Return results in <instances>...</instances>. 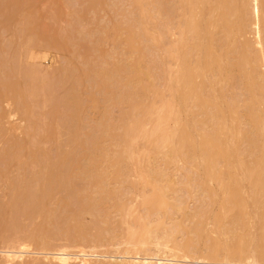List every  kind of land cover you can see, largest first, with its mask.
<instances>
[{
    "label": "bare ground",
    "instance_id": "1",
    "mask_svg": "<svg viewBox=\"0 0 264 264\" xmlns=\"http://www.w3.org/2000/svg\"><path fill=\"white\" fill-rule=\"evenodd\" d=\"M6 1L1 0L0 12H4L9 3L17 2L18 0H9L10 2ZM95 2L96 1H94V4ZM128 4H131V7H128L130 10H126L127 8H125L126 12H128L127 14H125V17L127 16V18L129 19L127 21L121 20V23L124 22V24L126 25L125 28L122 26H118L116 28L113 27L115 28L114 35L116 36V41L121 42V45L125 42V44L123 45L126 46V51L124 52V48L123 53L121 51L120 52L122 54H126V58H128V61H126V58L118 60V63L113 65L112 68L106 69L105 66L103 68V66L101 65L102 68H98L99 70L93 69L96 77L92 74L93 72H89L92 74V77L94 76V78H97L98 87L105 89H103L105 95L106 93L109 94L106 95L109 96V98L107 97V101L109 102V104H113L114 106L116 102L118 104L126 101L127 103H129L130 108L128 110L122 109V111H124L121 113L117 122L109 116L111 114H108V112H104V121L103 119L101 120L104 122L102 123L103 126L99 124L101 128L98 127L101 130H99V133L97 132L98 130H95L98 134H96L95 138L93 135H91L93 137V141H88L89 143H91V145H93L90 146V148L92 149H90L91 152H89V154L87 155L88 157H83V159H88H84L85 162H82L80 155H76L78 154L76 152L77 145L79 143H83V140L81 138L83 135L81 134V136L78 132L80 131L81 127L77 126V122L80 121L79 117H82L80 116L82 112V99L80 95L82 93H78V91L80 90H78L79 88L77 87L78 85L80 86L82 84V81L80 82V80H82L83 77L81 76V79L76 78L74 74H76L77 76L80 74H77L75 70L71 68L73 70L72 73L69 64H66L62 67L63 70L59 68V70H62L59 71L62 72L60 76L62 79L58 76V70L57 73L56 71H53L54 73L51 72L53 74H49L51 77L50 79H44V77H49V71H45L46 73L42 71L38 66L39 64H37V66L36 63L30 64V62H28L27 64H20V61L18 64L15 59L14 60L16 62V65L15 63L14 65L16 66V69H18V72H22L23 77L25 76V83H17L18 79L16 80L15 78L17 77L15 76V82H13V80L10 78V74L12 73L10 72V74H8L9 72L7 73V71H4L5 78L0 81H4L6 85L4 84L3 90L0 87V97L2 92L7 90V88L5 90L6 86L8 87V89L10 88L9 91H16L19 88L17 86H21V91H23V94H27V99L11 100H14L13 102L17 100L18 102L21 101L23 103H21L22 106L24 105V109L22 111H24L25 113H22L26 116L28 115V125L31 126L30 128L28 126V130L30 131L32 128H34L33 130L35 132L31 130L30 133H37L34 135L36 136V139L35 137H30V139L27 138L30 140H28L29 143L31 142V139L34 138V142L32 139L30 145H25L26 143H20L19 141L18 142L20 144H16L18 142L12 139L13 141H15V143L12 144L17 145V147L15 148L16 150L13 153L9 152L10 150L7 149V147H5L7 150H2V152L4 153L1 155H4V157L6 158L4 159L3 157V161L6 160L5 164L7 163L8 159L11 162H14V164L15 162L17 163V165L21 164V167L24 166V164H26V168L28 166L31 167L29 176L22 177L21 174L20 177L18 175L17 178L15 177V179L13 180H8H11L9 184L11 188H13L11 189V192L13 191L12 194L15 193L13 195L15 198L12 196L13 202H11V209L9 210V212L12 211V214L8 213V219H5V230H11L13 226V228H15L16 222H18V220H20L22 216H26V218L31 216L33 218V215L35 216L38 213L39 216L42 215L41 217H43L46 214V200H50V195H52V193L48 194L49 192L53 191L54 193L62 188L63 190H65L67 187L68 190L69 187H71L74 191L73 187L77 186L76 182L78 181V178L79 180L81 178V181H86V185L84 186L91 185L88 186V189L89 187H92V189L94 187L96 190L102 187L100 191H105L107 189L106 184H108V182H110L111 180L114 181L113 183L121 182L123 184L124 182H128V176L133 166V168H135L136 172L138 173V177H140L139 182H141L144 186H152V189L150 190L148 195H146L147 193H144L141 198V205H144V207H146L147 209V217L145 218V220H148V223L146 221H143V218L142 223L140 224L144 229L142 228L141 230L140 228L142 226L138 227L136 225L141 222V219L138 220V218H136V224L133 222V220V224H131L129 222V219L127 222L126 217L129 215L130 217H132L134 215L136 206H134L133 210L131 209L133 205H123L124 203L122 200L125 199L121 200L120 198L121 201L116 200L118 203H120L118 204L115 201L116 198L111 196V199H109V201H111L112 203L113 201H115L113 205L111 203V206L116 205V210L121 213H118L119 215H121L119 221V225L121 227L120 229H123V225H126V227L122 231V234L118 233L116 235V233H112L108 234L110 236L109 237L107 234H101V230H99L100 232H98V234L93 235L89 238L87 237L89 235L82 236L81 234L84 232L81 231L82 233H80L79 236L75 234L77 237L75 236L74 238V235L72 236L68 233L71 239L70 245L68 246L78 247L87 245L88 247L91 246V248L92 246H97L102 249V247L106 246V244L110 247L116 246V248L118 245L119 248H117V252L116 250L114 251L115 254H107V252L105 254L90 253L85 250H80L79 252L75 253L70 250L71 247H67V249L65 247L67 245H65L64 248L62 245V248L60 247L61 249L55 251L54 253L49 252L47 254L45 252L46 255L43 256L44 259H48V261H55L56 264H177L171 263L170 261H172V259H191L197 261L215 260V262H223L220 264H228L229 262H245L250 260L263 262L264 0H129ZM151 4L155 6L154 10L156 17L154 16L155 14L153 15L149 10ZM13 5L11 4V6H9L11 8L7 7L8 10L10 9L9 11L13 9ZM15 5H17V3H15ZM93 6V8H98L95 7L96 5ZM6 12L5 14H0L6 16L8 14ZM12 13H14V10ZM122 15L124 18V14ZM6 20H8V18ZM25 20H23V24H21L23 25L21 31H24V29L27 28L24 27V23H27L26 25L33 23V21L31 23H28L29 18L28 21ZM7 23L10 24V22L8 21ZM121 23L119 22V24ZM149 24H151V27H148ZM115 25L117 26L118 24ZM115 25L113 24V26ZM122 29H124L125 31L123 32ZM30 37L32 38V36ZM32 39L29 41H32ZM121 40L124 41L122 42ZM50 42L53 43L52 41ZM22 48L23 46L21 47V52L23 50ZM160 50H162L163 57H159L158 55V51ZM77 51L75 49V52ZM6 52L7 53H5V57L1 58V65L3 63L5 64H3L4 66L2 65L3 67L8 66V64H13L12 60L14 56V58L18 60V51L17 55L13 54L14 56L11 57V61L10 57L8 59V55H12V53L8 51ZM30 53L28 54L29 58H40V55L38 56L35 53ZM146 56L153 57L151 59L152 65H148L147 63L143 64V60ZM4 58L8 61H6L8 63L7 65L6 62H3L2 60ZM122 60L123 62H126L123 63ZM88 63H86V66H88ZM14 65H12L13 69L15 67ZM84 68L86 69V67ZM8 69L9 66L6 70ZM84 72H86V75L89 74L87 70H83L81 72L83 73V76H85ZM17 74L18 73L16 72V76ZM40 75H42L41 79L39 78ZM56 75L58 76L57 78H59V80L55 83V80L57 79ZM89 76L90 75L86 76L85 78H89ZM71 78L74 81L70 82ZM52 79H54L53 83ZM88 80H90V78ZM159 80H163L164 92H169V96L164 94L163 91V94L162 92H160V94L158 93V96L160 97L159 104H156L154 100L147 102L137 100L135 92L130 90V88L134 89L136 87H139V85H141V88L144 89V81H148L151 87H156V81ZM66 81L69 83L70 87L72 85V91H69V89V92H67L66 90L67 94L66 92L63 94V100L60 99L61 104L62 102L63 104L59 105L61 107V109L59 107V112L60 110H63V114L65 115V117H61L63 114L60 115L59 117L63 118V120L61 119V121L58 120L55 115V119H57L55 121H60L61 123H63L62 125L59 123L61 127L63 125H65V127L67 125L69 126V128L73 127L74 130H71L70 132L74 131V134L73 132L72 134H70V137H72V135L73 137L71 138V141H69L70 144H65L64 147L66 149L63 148V150L60 152L61 155L60 153H56L58 154V156L60 155L59 157L57 156V159H60V161H57V159L54 160V158L50 160L52 156L49 157L50 155L48 153V150H45V147L42 148L41 146L43 142L47 140L39 138L40 133H42L41 137H43L46 134L43 133V131L47 132L50 128L47 131L44 129L45 120L44 122H42V119L41 122L44 124L43 126V124L40 122L42 128L44 127L42 129L39 125L41 117L40 113L39 111V114L34 112L36 110V106L41 107L44 102L46 103V106L49 107V105H47V101L49 99V104H52L51 99H53L54 97V91L56 89L55 87L57 85L58 87L59 85L60 87L62 86V88L66 87L64 86L67 83ZM51 83L53 85L55 84L54 87H52L54 89H50V87L52 86ZM1 84L0 86L3 87V85ZM91 84H93V79ZM230 86H233L234 90L239 87L240 92H233L231 93V95L227 94V92H229V89H231ZM18 90L17 91L20 92V89ZM9 91L7 90V92ZM7 92L5 94L9 96ZM43 92L44 95H42ZM47 92H49V94ZM14 93L16 94L17 92ZM5 94L3 93L2 96ZM14 95H12L11 98L14 97ZM49 95H51V98L49 97ZM92 95L93 93L90 96L91 100H93L94 102L99 101V99H97L95 95ZM16 96H18V94ZM41 97L42 99H44L42 100ZM17 98L19 99V96ZM145 98L146 94L141 96L140 99ZM17 101L16 103L18 104ZM57 101L59 102V100ZM21 104L19 106H21ZM94 104L95 103H93V105ZM108 106H106L108 110L113 107L112 105L109 106L110 108ZM63 111H61L60 113H62ZM46 114L49 115V113ZM35 117L37 119L39 117L37 123L35 122ZM58 122H56V124H58ZM37 126L40 128H38ZM67 128L68 127H66V129ZM35 129H38V132ZM58 130L55 129V131ZM29 131L26 132L27 137H29ZM53 131L51 130V132ZM56 134H59V131L58 133H55L54 136ZM49 135L50 132H48V136H45L49 137V139L54 138L53 135V137ZM88 135H90V133ZM37 138L43 140V142H41ZM106 140L110 141V146L103 144ZM22 141H24V139ZM38 141H40V144ZM9 146L13 147V145ZM12 150H14V148H11V151ZM24 152L25 156L24 154H22ZM9 153L11 154V156H9ZM50 154L52 155L51 151ZM1 155L0 157H2ZM152 155L154 157H152ZM156 156H160V164H157L156 161H154ZM27 158L29 159V161ZM78 158H80L81 161H79ZM146 160L148 161V163H146ZM1 161L2 158L0 159V162ZM22 161H24L25 163ZM144 161L146 165L148 164L146 169L148 170L149 168V171H142V166L143 168L145 167ZM154 162L156 164H154ZM178 162L182 163L181 166L178 165V170H187L185 172V175L181 174V176H183L181 180H175L176 182H178L177 185L180 183L182 187L180 184L179 186L181 188L185 187V190L188 191L186 192L189 194L190 192L192 194V186L195 185L196 187H193L195 188L194 193L198 198L197 200L201 201V206L199 204V206H196L198 207V209L200 207V209L198 210L196 208V210L193 211L194 213L192 212V215L190 213V216L193 217L186 218L187 213H184V215L186 214L184 218H186L187 220L193 218L192 220L195 221H193L195 225H190V227L186 228L188 232L187 235L184 236L187 237L183 236L184 238L182 240H180L181 237H177V234L183 230L184 231L182 233L186 232L184 228L185 225L183 223L182 225L181 223L179 224V221H175L174 224V222L172 221L170 223V226H173L168 227L169 224H167V222L164 220L165 217H162V222L159 221L162 216L159 214H162L164 211L162 213L161 211L165 208L167 209V207H170L173 210H170L169 208L166 211L165 209L166 213L170 211L173 212L174 210H185V208H183V206H185V204L183 205V201L185 200L182 201V197H179V199L177 200L175 196L174 198L176 200H174L173 202L172 200H170L169 202V199H171L169 197L171 196H167L169 194V191H172L174 188V186H171V188H173L169 189V186L172 185L170 184V180L174 182V179L171 178L168 170L172 164H178ZM53 163L58 164V168L56 167L57 170L55 171H53L51 166L55 165ZM2 164L4 163L2 162ZM82 164L87 165L82 166ZM20 166L18 168H20ZM105 166H107V169L105 168ZM25 167H22L20 169L22 170ZM35 167H38V170H35ZM143 172H145V174ZM162 181H166L168 183H161ZM104 183L106 186H103ZM132 184L135 186V183ZM129 185H131V180ZM177 185L175 184L176 187ZM115 186L111 189V192L117 189V187L115 188ZM134 186H132V188ZM179 189L180 188H176L175 190L182 192V189ZM78 190L80 191V189ZM83 191H85V189ZM100 191L97 190L96 192L99 193ZM177 191L175 192L178 193ZM111 192L109 193V190L107 189L105 193L111 194ZM76 193H78V191ZM112 193L114 194V192ZM46 194H48L49 199ZM44 198L46 200H43ZM41 199L45 202L44 207L43 203H41ZM39 203L43 208H41V206H39V209L37 208ZM88 203H90V201ZM94 204L95 207L93 204V206L91 207H94V209L97 208L95 210L97 211L96 214H98V212L100 211L98 207L99 204ZM101 204L102 206H104L103 203ZM86 205H88L89 207L91 203H86L84 207ZM77 206L81 208L82 205ZM111 206L109 205L105 207L108 208ZM79 207L76 208V211L74 210L75 212L72 209V212L74 213L69 212V216H71L72 219H77V222L78 218L74 216H77L78 209L79 217L82 215ZM88 207L86 206L85 208L88 209ZM215 208H217V211L214 212ZM42 209L44 210V212ZM81 209L84 211L86 210L84 208ZM109 209L108 213L110 212L112 207L110 210ZM3 210L5 211L2 212V209L0 207V219L3 218L2 216L7 215L6 209ZM88 210L87 212H89ZM105 210H102L103 212L101 213H104ZM131 210L134 211L133 214L131 213L133 212ZM42 212L44 215L42 214ZM47 212L51 214L50 211ZM220 213L222 215H220ZM71 214L75 215L73 216ZM149 214L151 216L152 214H155L156 217L160 216V218L158 217L159 219L157 218V220L155 218L153 219L156 223L158 221L157 224H153V220L151 221V219H147L150 216ZM168 214L170 215L171 213ZM10 215H13L12 217H10L11 219L9 218ZM104 215H106V213ZM108 216L110 217V214L107 215V217ZM49 217L50 215L47 217V219ZM136 219L134 221H136ZM6 220H8L9 223L11 221V223L14 224L7 225L9 223ZM107 220L108 218L104 219L105 222ZM149 220L151 221V223ZM47 221L48 220H46V222ZM209 221L213 223V232L217 234V237H211V231L208 232L206 230L205 226ZM107 223H109V221H107ZM164 223L166 224V226ZM149 224H153L154 227L151 225V228H148L150 227ZM144 225L148 227L145 228ZM38 227L39 225L37 226V228ZM41 228H43V226H41ZM35 230L37 231V229ZM38 230L40 229L38 228ZM105 231H110L111 233L110 228ZM18 232L14 233V235L7 234L8 236H4V239L0 237L1 243L6 242L8 244L7 245L5 243L7 245L6 248L8 249L7 251V249L5 248L6 254H4L3 256L0 255V264H25V253H29L31 251L30 246L33 244H37L38 246H40V248L42 247L45 249L53 246V243L51 242L54 241V237L48 236L46 231V235H42L40 231L38 235H31L28 234V231H23L24 233L27 232V234L25 235H31L29 237L20 236L24 233L22 231V234H20L21 232ZM68 235L66 238L69 240ZM105 235H107L108 237ZM118 235H120L119 238L121 237V239L117 240ZM203 236L207 238L205 239ZM49 237L52 239L51 242V239ZM202 239L204 240V245L205 242H207L205 247L203 246L204 248L200 246V242ZM3 246L5 247L4 244ZM121 246L125 248L122 252L121 250L123 248ZM112 252L113 251H111V253ZM130 254H133V256L129 257ZM52 261L51 264H54V262ZM31 264L40 263L39 260H37V262L34 261V263Z\"/></svg>",
    "mask_w": 264,
    "mask_h": 264
},
{
    "label": "rangeland",
    "instance_id": "2",
    "mask_svg": "<svg viewBox=\"0 0 264 264\" xmlns=\"http://www.w3.org/2000/svg\"><path fill=\"white\" fill-rule=\"evenodd\" d=\"M6 1V0H5ZM7 1H9V0H7ZM6 1V2H7ZM10 1H12V0H10ZM9 1V2H10ZM14 1V0H13ZM16 1V0H15ZM94 1H96L95 2V4H94ZM128 1L129 0H127V1H125V0H18L17 2H13V3H9L8 4V6L7 7H9V6H11V4L13 5L12 6V8L13 9H11V11H9L8 10V8H7V10H6V8H5V11L4 12H0V13H4L5 14V12L6 11H9L10 12V16H9V12H6V13H8L6 16L4 15H2V14H0V80H2L3 78H5V75H4V71L6 72L7 71V73L8 74H10V72L13 74V71H14V74L12 75V74H10V78L13 80V82H15V79L17 80L18 79V82L17 83H25V80H24V78H25V76L23 77V73L22 72H18V69H16V62H15V60L17 61V63L19 64V61H20V64H27L28 62H30V64L31 63H36V66H37V64H39L38 66L41 68V70L42 71H49L48 72V76L49 77H44V79L45 78H48V79H50L51 77H50V73L51 72H55L56 71V73H57V70H58V72L59 71H62L63 69H62V67L64 66V65H66V64H69V66H70V69L72 68V69H74L75 70V72L77 73V74H80V75H76V74H74L75 76H76V78H80L81 79V76L83 77L82 78V80H80V82L82 83L80 86L78 85V87L77 88H79L78 90H80V91H78V93L80 92V96H81V101H82V106H81V108H82V112H81V115L80 116H82L81 118L79 117V120L80 121H78L77 123H78V125L77 126H80V127H78V128H80V131H78L79 133H80V135L82 136L81 138H82V140H83V143H79L80 144V146H79V144L77 145V149H76V152L78 153V154H76L77 156H81L80 158L82 159V162H85V160H88V159H85V158H87L88 156V154H89V152H91V150L90 149H92V148H90V146H92L91 145V143H89L88 141H93L92 140V136L91 135H93L94 136V138L96 137V134H98L99 133V130H101V129H99V128H101V126H103L102 125V123H104L103 121H104V118L103 117H105L104 116V114L105 113H107L108 112V114H111V115H109L114 121H118V119H119V117H120V115H121V113L124 111H122V109H125V110H128L129 108H130V106H129V103H127L126 101H123V102H121V103H118L117 104V102L115 103V105L113 106V104H109V102L107 101L108 99H107V97L109 98V96H106L108 93H106V95H105V93H104V90L102 89V88H99L98 87V85H97V83H98V81H97V78H94V76H95V74H94V70L93 69H97V70H99L100 68H102V66H103V68H104V66H105V69L106 68H112L113 67V65H115V64H117L118 63V60H121V59H125L127 56H126V54L124 53V54H122L123 53V50H124V48H125V50H124V52L126 51V46L125 45H123V44H125V42L124 43H122V45H121V42H117L116 41V36L114 35L115 34V28L116 27H124L125 28V24H124V22H122L121 23V20H125V21H127L129 18H127V16L125 17V14H127L128 12H126V10H130L128 7H131V4H128ZM0 3H1V0H0ZM15 3H17V5H15ZM97 3V4H96ZM99 4V5H98ZM93 5H96L95 7H98V8H93L94 6ZM130 5V6H129ZM170 5V4H169ZM15 6H16V8H15ZM155 6L154 5H152L151 4V6H150V8H149V10L152 12V14L154 15L155 14V8H154ZM9 8H11V7H9ZM125 8H127L126 10H125ZM97 9V10H96ZM13 10H14V13H12L13 12ZM132 10V9H131ZM126 12V13H125ZM129 12H131V11H129ZM12 13V14H11ZM122 14H124V18H123V15ZM12 15V16H11ZM11 17V18H9V17ZM155 17H156V14L154 15ZM25 17H27V18H25ZM34 17V18H33ZM8 18V20H6ZM28 21V18H29V21H28V23H31L32 21H33V23H31V24H28L29 25V28H30V30H29V28H28V25H26L27 23H24V27H27V28H25L24 29V31H21L22 29L21 28H23V25H21V24H23L22 22H23V20H25V19ZM9 19H11V20H9ZM32 19V20H31ZM4 20V21H3ZM25 20V21H26ZM2 21V22H1ZM7 21L8 22H10V24L9 23H7ZM119 22L121 23V24H119ZM7 23V24H6ZM113 24L115 25V24H118L117 26L115 25V26H113ZM31 25V26H30ZM5 26V27H4ZM16 27V28H15ZM113 27H115V28H113ZM148 27H151V24H149L148 25ZM112 29H113V31H112ZM127 29V28H126ZM18 30V31H17ZM123 30V32L125 31L124 29H122ZM14 32V33H13ZM19 32V33H18ZM24 32V33H23ZM32 32V33H31ZM68 32V33H67ZM22 33V34H21ZM53 35V36H52ZM71 35V36H70ZM113 35V36H112ZM12 36V37H11ZM30 36H32V38L30 37ZM18 37V38H17ZM115 37V38H114ZM32 39V41H29V40H31ZM53 38V39H52ZM36 40V41H35ZM115 40V41H114ZM12 43H11V42ZM50 41H52L53 43H51ZM72 41V42H71ZM122 42L124 41V40H121ZM74 42V43H73ZM20 44V45H19ZM25 44V45H24ZM78 44V45H77ZM11 45V46H10ZM18 45V46H17ZM56 45V46H55ZM60 45V46H59ZM76 45H77V47H76ZM23 46V50H22V52H21V47ZM25 46V47H24ZM27 46V47H26ZM81 46V47H80ZM121 46V47H120ZM123 46V47H122ZM125 46V47H124ZM29 47V48H28ZM31 47V48H30ZM75 49H76V51L77 52H75ZM36 50V51H35ZM73 50V51H72ZM101 50V51H100ZM5 51V52H4ZM6 51H8V52H10V53H12V55L11 54H9L8 55V59H9V57H10V61H11V57L12 56H14L13 54H16L17 55V51H18V55H17V58H18V60L16 59V58H14L13 57V64H8L7 62V60L4 58V59H2L3 60V62H6V65L8 64V66H9V69H10V71H9V69L8 70H6L7 68H8V66H5V67H3L2 65H1V58H3V57H5V53H7ZM20 51V52H19ZM122 53H121V52ZM26 52V53H25ZM30 52H32V53H35L36 55H40V58L38 57L37 59L35 58V59H33V58H29L28 57V54L30 53ZM101 52V53H100ZM25 53V54H24ZM80 53H81V55H80ZM157 53V52H156ZM31 54V53H30ZM4 55V56H3ZM11 55V56H10ZM21 55H22V57H21ZM43 55V56H42ZM113 55V56H112ZM158 55H159V57L161 56V57H163V53H162V50H160V51H158ZM7 57V56H6ZM96 57V58H95ZM124 57V58H123ZM21 58V59H20ZM147 58V59H146ZM153 57L152 56H146L145 58H144V60H143V64L144 63H147L148 65H152V63H151V59H152ZM15 59V60H14ZM32 59V60H31ZM127 60L126 61H128V58H126ZM5 60V61H4ZM28 60V61H27ZM9 61V62H10ZM91 64H89L88 62ZM126 61H124L123 62V60H122V62L123 63H125ZM72 62V63H71ZM95 62V63H94ZM121 62V61H120ZM11 63V62H10ZM14 63H15V65H14ZM86 63H88V66H86ZM94 63V64H93ZM94 66H93V65ZM12 65H14L15 67H14V69H16V70H14L13 68H12ZM35 65V64H34ZM76 65V66H75ZM102 65V66H101ZM68 66V65H67ZM91 66V67H90ZM98 66V67H97ZM84 67H86V69L84 68ZM89 68V70H88V68ZM92 67H95V68H92ZM6 68V69H5ZM11 68H12V70H11ZM59 68H61L62 70H59ZM66 68V67H65ZM99 68V69H98ZM70 69H68V70H70ZM71 69V72L73 73V70ZM79 69V70H78ZM86 71L87 70V72L89 73L88 75H90L89 76V78H90V80H88L89 78L87 77V78H85L86 76H88V75H86V72H84L85 74V76H83V73H81L82 71ZM93 70V71H92ZM18 73L17 74V76H16V72ZM89 71H91V73L94 75L93 77H92V74L89 72ZM45 72V73H46ZM53 72V73H54ZM53 73H51V74H53ZM61 73L62 72H59L57 75L60 77L61 76ZM13 77H12V76ZM18 75H19V77H18ZM56 75V78L58 77ZM70 75H71V73H70ZM73 75V76H74ZM4 76V77H3ZM17 77V78H15V77ZM70 77H72V76H70ZM96 77V76H95ZM15 78V79H14ZM40 79L42 78V75H40V77H39ZM53 78V77H52ZM61 78V77H60ZM93 79V84H91L92 83V79ZM7 79V78H6ZM22 79V80H21ZM62 79V78H61ZM72 79V78H71ZM70 79V82L71 81H74L73 79H74V77H73V79L71 80ZM5 80V79H4ZM20 80V81H19ZM47 80V79H46ZM53 80L54 79H52V83H53ZM59 80V78H57L56 80H55V83L57 82ZM145 80V79H144ZM6 81V80H5ZM49 81H51V80H49ZM75 81H76V79H75ZM90 81V82H89ZM97 81V82H96ZM1 82V81H0ZM60 82H61V80H60ZM67 82V81H66ZM1 83H3V84H1ZM0 84L1 85H3V87L2 86H0L1 87V89L3 90V88H4V81H2ZM51 83V87H50V89H54V88H52V87H54V85ZM74 83V82H73ZM94 83H96V84H94ZM144 89L143 88H141L142 86L141 85H139V87H136V88H134V89H132V88H130V90H132V91H134L135 92V96H136V99L137 100H142V101H151V100H154L155 102H156V104H159V102H160V97L158 96L159 94H160V92H164V84H163V80H159V81H156V87H151L150 86V84L148 83V81L146 82V81H144ZM61 84H62V82H61ZM6 85V84H5ZM64 85V84H63ZM237 85V84H236ZM64 86H66V87H64V88H62V86L60 87V85H59V87H58V85L55 87L56 89H55V93H56V95H55V93H54V97H53V95H52V97H53V99H51L52 101H51V103L52 104H49V99H48V101H47V105H49V107H47L46 106V103H45V106H44V103H43V105L41 106V107H38V106H36V110H35V112L34 113H37V114H39L40 113V121H39V125H40V122H41V120L43 119V121L42 122H44V120H45V122H44V124H45V130L47 131L49 128V130L47 131V132H44L43 130V133H46L45 135L46 136H48V132H50V135H51V137H53L54 136V134L55 133H58V131H59V134H56L55 136H54V138H50L49 139V137H46L45 135L43 136V137H41V135H42V133H40V130H39V135H40V139H43V140H47V141H44L43 142V140H40L39 138H37L38 140H40L41 142H43V144L41 145L42 146V148H44L45 147V150L47 149L48 150V153H49V157H51L52 156V158H50V160L51 159H53L54 158V160H56L60 155H61V151L63 150V148H65L64 146H65V144L66 145H68V144H70V142L69 141H71V138L73 137V135H72V137H70V134H72V132H73V134H74V131H72V132H70L71 130H74L73 129V127L72 128H69V126H67L66 125V127H68L67 129H66V127H65V125H63L64 126V128H63V126L61 127L60 126V124L62 125L63 123H61L60 121L58 122V121H55V120H63V118L65 117V115L63 114L64 113V111L63 110H60V112L61 111H63L62 113H60L59 112V105H62L63 104V102H62V104H61V100H63L62 98L64 97L63 96V94L66 92V90H67V92H69V91H72L71 90V87H72V85H71V87L69 86V83L67 82L66 83V85H64ZM17 87H19L18 89H20V92H18L17 90L16 91H9L10 90V88L8 89V87L6 86L5 87V90H6V88H7V90L10 92H7V90L6 91H3L2 92V94L4 93H8L9 94V96L8 95H3L2 96V94H1V97H0V155L1 154H3L4 152H2V150L3 149H5V150H7V149H9L10 151L9 152H11V153H13L16 149V147H17V145L16 144H20V143H23L24 142V144L25 145H30L31 144V142H32V139H33V142H34V138H32L31 139V142L29 143V139H30V137H35V139H36V136H34L35 134H37V133H30V131L32 130L33 132H35L33 129L34 128H32L30 131L28 130V126H29V128L31 127L30 125H28L29 123V121H27L28 119H27V117H28V115L26 116V115H24L23 113H25L24 111H22L24 108H23V106H22V102L21 101H19L20 102V104H21V106H19L20 104H19V102L17 101V100H25V99H27V94L25 95V94H23V91H21V86H17ZM47 87V86H46ZM117 87V86H116ZM118 87H119V85H118ZM117 87V88H118ZM236 87V86H235ZM49 88V87H48ZM230 88L233 90H231V89H229V92H227V94H230L231 95V93H233V92H236V93H238V92H240V88L239 87H237L236 88V90H234L233 89V86H230ZM70 89V90H69ZM139 89V90H138ZM49 90V89H48ZM69 90V91H68ZM91 90V91H90ZM51 91H53V90H51ZM1 92V91H0ZM14 92H17L16 94L14 93ZM45 92V91H44ZM44 92H43V94L42 95H44ZM50 92V91H49ZM49 92H47L48 94H49ZM67 92H66V94H67ZM163 92H162V94H163ZM19 93H20V95H19ZM25 93V92H24ZM42 93V92H41ZM93 93V95H95L96 97H97V99H99V101H97V102H94L93 100H91V98H90V96H91V94ZM155 93V94H154ZM159 93V94H158ZM15 94V95H14ZM18 94V96H19V99L17 98L18 96H16ZM65 94V95H66ZM144 94H146V98L145 99H140L141 98V96H143ZM164 94H166L167 96H169V92H164ZM12 95H14V97H12L11 98V96ZM92 95V96H93ZM109 95V94H108ZM141 95V96H140ZM16 96V97H15ZM24 96H26V97H24ZM164 96V95H163ZM22 99H21V98ZM49 97L51 98V95H49ZM106 97V98H105ZM148 97V98H147ZM57 98V99H56ZM11 99H17L16 101L18 102V104L16 103V101L15 102H13L14 100H11ZM41 99H42V97H41ZM40 99V100H41ZM44 99V98H43ZM42 99V100H43ZM56 99V100H55ZM61 99V100H60ZM106 99V100H105ZM149 99V100H148ZM157 101H156V100ZM39 100V101H40ZM41 100V101H42ZM57 100H59V102H60V104H59V102L57 101ZM40 101V102H41ZM106 101V102H105ZM93 103H95L94 105H93ZM124 103H126V104H124ZM38 104V103H37ZM40 104V103H39ZM56 104V105H55ZM58 104V105H57ZM110 106V105H112L113 107H109L108 105ZM55 105V106H54ZM43 106H44V108H43ZM58 106V107H57ZM106 106H108L109 108H110V110H108V108H106ZM22 109H21V108ZM38 107V108H37ZM54 107H56V108H54ZM63 107V106H62ZM105 109H104V108ZM35 109V108H34ZM33 109V110H34ZM60 109H61V107H60ZM32 110V111H33ZM54 110V111H53ZM104 110H107V111H104ZM26 111V110H25ZM38 111H39V113H38ZM48 111V112H47ZM50 111V112H49ZM52 111H53V113H52ZM110 111V112H109ZM23 112V113H22ZM103 112V113H102ZM105 112V113H104ZM42 113V114H41ZM46 113H49V115H51V116H49L48 114H46ZM60 113V114H59ZM27 114V113H26ZM63 114V115H62ZM103 114V115H102ZM46 117H45V116ZM54 115V116H53ZM55 115H56V118L57 119H55ZM60 115H62L61 117H63V118H61V117H59ZM37 116V115H36ZM48 116V117H47ZM39 117H38V119H39ZM53 117V118H52ZM36 118V117H35ZM48 118V119H47ZM38 119L36 118L35 120V122L37 123L38 122ZM103 119V121H101ZM47 120V121H46ZM61 120V121H62ZM53 121H54V123H53ZM41 122V123H42ZM50 122V123H49ZM56 122H58V124H56ZM60 123V124H59ZM43 124V123H42ZM44 124H43V126H44ZM56 124V125H55ZM97 124V125H96ZM99 124L101 125V126H99ZM38 125V126H39ZM46 125H50L49 127L48 126H46ZM56 127H55V126ZM58 125H59V128H58ZM69 125V124H68ZM37 126V127H38ZM41 126V125H40ZM71 127V126H70ZM96 127H97V129H96ZM99 127V128H98ZM38 128H40V127H38ZM41 128H42V126H41ZM42 128V129H43ZM47 128V129H46ZM51 128H55L56 130H58V131H55V129H51ZM58 128V129H57ZM75 128V127H74ZM77 128V129H78ZM103 128V127H102ZM29 131V137H27L26 135V132H28L27 130ZM61 129V130H60ZM66 129V130H65ZM35 130H37V132H38V129H35ZM51 130L53 131V132H51ZM79 130V129H78ZM98 132H96V131ZM2 131V132H1ZM41 131V132H42ZM60 131H61V134H60ZM94 131V132H93ZM55 132V133H54ZM82 132V133H81ZM52 133H54V134H52ZM90 133V135H88ZM94 133H95V135H94ZM32 135V136H31ZM38 135V136H39ZM49 135V136H50ZM53 135V136H52ZM89 136V138H88V136ZM90 136H91V138H90ZM7 137V138H6ZM14 137V138H13ZM44 137H46V138H44ZM27 138H29V139H27ZM15 140L16 142H18V143H16L15 145L14 144H12V143H15V141H13V140ZM19 139V140H18ZM24 139V141H22ZM70 139V140H69ZM86 139V140H85ZM88 139V140H87ZM90 139V140H89ZM107 139H109V138H107ZM29 140V141H28ZM50 140V141H49ZM40 141H38L39 142V144H40ZM49 141V142H48ZM103 141V140H102ZM101 141V142H102ZM69 142V143H68ZM85 142H87V143H85ZM104 142V141H103ZM35 144V143H34ZM36 144H37V142H36ZM84 144V145H83ZM103 144H105V145H108V146H110V141H108V140H106L105 141V143H103ZM7 145V146H6ZM9 145H13V147H11V146H9ZM35 146V145H34ZM37 146V145H36ZM39 146V145H38ZM40 146V147H41ZM61 146H62V148H61ZM5 147H7V149L5 148ZM14 148V150H12L11 151V148ZM60 148V149H59ZM89 148V149H88ZM66 149V148H65ZM4 150V151H5ZM50 151H51V153H52V155L50 154ZM56 153H60V155L58 156V154H56ZM10 154V153H9ZM8 154V155H9ZM22 154H24V156H25V152L24 153H22ZM56 157H55V156ZM2 156V155H1ZM9 156H11V154L9 155ZM58 156V157H57ZM3 157H4V155L2 156V157H0V159L2 158V161L0 162V207H1V209H2V212L3 211H5V210H3V209H6V213H7V215H5V216H2L3 218L2 219H0V233L2 234H0L1 236V238H3L4 239V236L5 237H7L8 235L7 234H9V235H11V234H13L14 235V233H17L18 231L19 232H23V231H28V234H31V235H38L41 231H43V230H45L46 232H47V235L48 236H52V237H54L53 239H54V241L53 242H51L52 241V239L50 240V242L51 243H53V246L52 247H50V248H40V246H38L37 244H33V245H31L30 247V252L29 253H25L26 254V261H24L25 262V264H26V262H27V264H28V262H29V264H31V263H34V261H36L37 262V260H39V263L40 264H51V261L49 262L48 261V259H44V257L43 256H45L46 255V253L48 254L49 252L51 253V252H55V251H57V250H59V249H61L62 248V245H63V248H64V246L65 245H67V246H65L66 248L67 247H71L70 248V250L72 251V252H75V253H77V252H79L80 250H85V251H87V252H90V253H98V254H105L106 252H107V254H115L114 253V251L116 250V252H117V248H119V246L117 245V248H116V246H112V247H110V246H107V244H106V246H103L102 247V249H100L99 247H97V246H92V248H91V246H68V245H70V235H74L73 237L75 238V236L77 235V236H79V234L80 233H82L81 231H83L84 233H82L81 235L83 236H87V235H89V236H87V237H91V236H93V235H96V234H98V232H100L99 230H101V234H112V233H116V235L118 234V233H121L122 234V231H123V229L126 227V225H123V229H120L121 227H120V223H119V221H120V217H121V215H119V214H121V213H119V211L118 210H116L117 209V207H115L116 205H114V206H111V201H109V199H111L110 197L112 196V197H115L114 199H115V201L117 200H120V198H121V200L122 199H125V200H122L123 201V205H129L130 204V206L131 205H133V207H131V209H133L134 210V206H136L135 208H136V210H135V213H134V211L133 210H131V211H133V212H131L132 214L134 213V217L132 216V217H130V215L129 216H127L126 217V219H127V222H128V219H129V222L131 223V224H133L132 223V220H133V222L136 224L137 223V219L136 218H138V220H140L141 222H139L138 224H136L138 227H140V226H142V225H140L141 223H142V220H143V218H144V220L143 221H146L145 220V218L147 217L146 216V211H147V209H146V207H144V205H141V198H142V196L144 195V193L146 194V195H148V193L150 192V190L152 189V186L151 185H147V186H144L141 182H139L140 181V177H138V173L136 172V170H135V168H133V166H132V169H131V172L129 173V176H128V182H124L123 184L121 183V182H118V183H113L114 181L113 180H111L110 182H108V184H106L107 185V189L109 190V193L111 192V189L112 188H114V186H115V188L117 187V189L115 190V189H113V190H115V191H112V192H114V194L111 192V194H106L105 192H106V190L105 191H100L101 189H102V187L101 188H99V189H96L95 190V188L93 187V189H92V187L90 188L89 187V189H88V186H91V185H87V186H84V185H86L85 183H86V181H81V178H80V180H79V178H78V181L76 182V184H77V188L76 187H73L74 188V191L72 190V188L71 187H69V190H68V187L65 189V190H63V188L62 189H60L59 191H56V190H58V189H56L55 191L56 192H54L53 193V191H51V192H49L48 194H50V193H52V195H50L51 197V199L50 200H46L45 198H46V196L48 197V199H49V196H48V194H46V196H45V198L43 199V200H46V204H45V206H47V208H46V210L47 211H50L51 212V214L49 213V212H47L46 210H45V212H46V216L43 214V212H44V210H43V212H42V214L45 216H43V217H41L42 215H38V213L34 216L33 215V218L30 216V217H27L26 218V216L25 217H23L22 216V218L20 219V220H18V222H16V226H15V228L17 229H15V228H13L12 227V229L11 230H5V219H8V213H11L12 214V211H10L9 212V210L11 209V207H10V205H11V202H13L12 201V196L15 194V193H13L12 194V192H11V189H13V188H11V186H10V182H11V180H13V179H15V177L17 178V176L19 175V177L21 176V174H22V177H24V176H29V172L31 171V167L30 166H28L27 168L25 167L26 166V164H24V166H22V167H25L24 169H20V168H22L20 165L21 164H18L19 166H20V168H18L19 166L17 165V163L15 162V164H14V162H11L10 160H8L7 159V163L5 164V161L6 160H4L3 161ZM27 157V156H26ZM25 157V158H26ZM83 157H85L84 159H83ZM152 157H154L153 155H152ZM8 158V157H7ZM80 158H78V160L79 161H81V159ZM4 159H6L5 157H4ZM28 159V158H27ZM153 159V158H152ZM159 160V161H158ZM11 162V163H9V162ZM28 161H29V159H28ZM53 161V160H52ZM57 161H60V159L58 160L57 159ZM103 161V160H102ZM154 161H156V163L157 164H160L161 162V159H160V156H156V158H155V160ZM2 162L4 163V164H2ZM22 162H24V161H22ZM81 162V163H82ZM18 163H21V162H18ZM25 163V162H24ZM58 163V162H57ZM55 164V163H53V164H55V165H51L52 166V169H53V171H55V170H57L56 169V167L58 168V164ZM80 163V162H79ZM146 163H148V161L146 160ZM155 162H154V164H156ZM87 164H88V162H87ZM87 164H85V165H87ZM144 164H145V161H144ZM143 164V165H144ZM84 164H82V166H85ZM102 165V164H101ZM105 165H107V164H105ZM148 165V164H147ZM147 165L145 164V169L143 168V166H142V171L143 170H147L146 169V167H147ZM181 166L182 165V163L181 162H178V164H172L171 166H170V168H169V173H170V176H171V178H173L174 179V182H176V181H178V180H181L182 179V177L183 176H181V174L182 175H185V172H186V170L187 169H181V171L180 170H178V168H179V166ZM190 165V164H189ZM104 166V165H103ZM150 166V165H149ZM148 166V167H149ZM107 166H105V168H106ZM15 168V169H14ZM40 169V168H39ZM51 169V170H52ZM107 169V168H106ZM177 169V170H176ZM35 170H38V167H35ZM50 170V171H51ZM150 169L148 168V170L147 171H149ZM20 171V172H19ZM135 171V172H134ZM180 171V172H179ZM146 172V171H145ZM145 172H143L144 174H145ZM25 174V175H24ZM27 174V175H26ZM136 174V175H135ZM147 174V173H146ZM175 174H176V176H175ZM18 177V178H19ZM21 177V178H22ZM9 179H11L10 181H8ZM130 180H131V185L132 186H134L132 183H135V186L132 188V186L131 185H129L130 184ZM135 180V181H134ZM176 180V181H175ZM127 181V180H126ZM75 182V181H74ZM137 182V183H136ZM170 184H172V185H170L169 186V189H172L171 188V186H174V188H173V190L171 191H169V194L167 195L168 197L169 196H171V197H169V198H171V199H169V202H170V200H172V202L174 201V200H176L175 198H177V200L179 199V197H182V201L183 200H185V201H183L184 203H183V205L185 204V206H183V208H185V210L183 211H175V213H174V211L172 212V211H170V210H173V209H171L170 207H167V209H169L170 208V210H168V211H170V212H168V213H171L170 215L168 214V213H166L165 212V209L164 210H162L161 211V213L162 214H159V215H162L161 216V218H160V216H157L156 217V215L155 214H152V216L150 215H148L149 216V218H147V219H151V221L155 218L156 220H157V218L159 217L160 218V222H162V217L164 218L165 217V221L167 222V224H169V226L168 227H172V226H170V223L173 221L174 222V224H175V221H179V224L181 223H183L185 226H184V228H185V231L186 232H184V233H182L183 231H180L178 234H177V237H181V239L180 240H182L184 237H187V236H184V235H187V230H186V228H188V227H190V225H195L194 223H193V221L194 220H192V219H186V218H190V217H193V216H190V213H191V215L194 213L193 211L194 210H196V208L198 209V207H196V206H201V201L200 200H197L198 198L196 197V195H195V193H194V189L195 188H193V187H196L195 185L194 186H192V194H191V190L189 191L190 192V194L189 193H187L188 191L187 190H185V187H183L184 188V190H183V188H181L182 187V185H181V187L179 186V184L177 185V183L178 182H176V183H174L173 181H171L170 180ZM174 183V185H173V183ZM161 183H168V182H166V181H162ZM194 183V182H193ZM120 184V185H119ZM158 184V183H157ZM156 184V185H157ZM175 184L177 185V187L175 186ZM105 185V183H104V185L103 186H106ZM113 185V186H112ZM164 185H166V184H164ZM168 185V184H167ZM193 185V184H192ZM149 186V187H148ZM179 186V187H178ZM87 189H86V188ZM109 187V188H108ZM144 187V188H143ZM154 187H155V185H154ZM85 189V191H83L84 189ZM121 188V189H120ZM176 188H180L179 190H181L182 192H180V191H177V190H175ZM54 189V188H53ZM78 189H80V191L78 190ZM82 189V190H81ZM94 190L95 191V193H94V191H92V190ZM100 191L99 193L98 192H96V191ZM127 190V191H126ZM73 191V192H72ZM78 191V193H76ZM92 191V192H91ZM129 191V192H128ZM140 191V192H139ZM175 191H177L178 193H176ZM187 191V192H186ZM71 192V193H70ZM76 194H75V193ZM80 192V193H79ZM139 192V193H138ZM153 192V191H152ZM171 192V193H170ZM103 193H105V194H103ZM194 193V194H193ZM85 194V195H84ZM107 195V196H106ZM145 195V196H146ZM190 195V196H189ZM68 196V197H67ZM73 196V197H72ZM139 196V197H138ZM141 196V197H140ZM167 196H166V198H167ZM176 196V197H175ZM14 197V196H13ZM84 197V198H83ZM109 197V198H108ZM118 197V198H117ZM133 197V198H132ZM175 197V198H174ZM15 198V197H14ZM63 200H62V199ZM89 200H88V199ZM95 198H97V199H95ZM102 198V199H101ZM103 198H104V200H103ZM139 198V199H138ZM173 198V199H172ZM93 199V200H92ZM100 199V200H99ZM181 199V198H180ZM87 200V201H86ZM96 200V201H95ZM112 200H113V198H112ZM120 200V201H121ZM136 200H137V202H136ZM139 200V201H138ZM143 200H144V197H143ZM188 200V201H187ZM41 201H42V199H41ZM90 201V203H91V205L88 207V205H86L87 207H88V209L89 208H92L91 206H93L94 205V207H95V204L94 203H103V205L104 206H102V204H101V206H100V204L98 205V207H99V209H100V214H99V212H98V214H96L97 213V211L95 210V209H97V208H95L94 209V207L92 208V209H94V210H92V209H87V208H85L84 207V205L87 203V204H90V203H88ZM100 201V202H99ZM104 201V202H103ZM115 201H113V203H112V205L114 204V202ZM116 201V203H118ZM199 201V202H198ZM110 202V203H109ZM168 202V201H167ZM171 202V203H172ZM10 203V204H9ZM41 203H43V207H44V201H42ZM105 203V204H104ZM93 204V205H92ZM118 204H120V203H118ZM121 204H122V202H121ZM199 204V205H198ZM38 205V204H37ZM68 205V206H67ZM70 205V206H69ZM77 205H82L81 206V208H84V209H86L85 211L84 210H82L79 206H77ZM97 205H96V207H97ZM111 206L112 207V209H111V207H105V206ZM39 206H41V208H43L42 207V205H40V203H39V205H38V209H39ZM142 206V207H141ZM80 208V212H81V216L79 217V213H78V211H79V209H78V211H77V216H74L75 214H71V215H73L74 217H76V218H78V222L75 220V218H73L72 219V217L71 216H69L70 215V213L72 212V209H73V211L75 210L76 211V208ZM113 207H114V210H113ZM172 207V206H171ZM107 208V209H106ZM111 210H110V209ZM45 209V208H44ZM52 209V210H51ZM98 209V210H99ZM106 209V210H105ZM108 209L110 210V212L108 213ZM167 209H166V211H167ZM199 209H200V207H199ZM198 209V210H199ZM71 210V211H70ZM87 210L89 211V212H87ZM91 210H92V212H91ZM105 210V212L104 213H101V212H103V211ZM187 210V211H186ZM74 211V212H75ZM84 213H83V212ZM118 211V212H117ZM215 211H217V208H215V210H214V212ZM54 212V213H53ZM70 212V213H69ZM74 212H72V213H74ZM91 212V213H90ZM93 212H94V214H93ZM193 212V213H192ZM5 213V214H6ZM106 213V215H104ZM108 213V214H107ZM119 213V214H118ZM184 213H187V217L186 218H184L185 217V215H184ZM3 214V213H2ZM54 216H53V215ZM110 214V217L108 216L107 217V215H109ZM131 214V215H132ZM165 216H164V215ZM189 214V215H188ZM4 215V214H3ZM38 215V216H37ZM50 215V217L47 219V217ZM51 215H52V217H51ZM142 215V216H141ZM153 215H155V216H153ZM167 215V216H166ZM220 215H222L221 213H220ZM13 216V215H12ZM11 215L9 216V218L10 217H12ZM95 216H97V217H95ZM137 216V217H136ZM68 217V218H67ZM70 217V218H69ZM151 217V218H150ZM170 217V218H169ZM1 218V217H0ZM51 218V219H50ZM79 218H80V220H79ZM105 218H108V220L107 221H109V223H107V221L105 222L104 221V219ZM122 218H123V216H122ZM130 218H131V220H130ZM133 218H135L136 219V221H134L135 219H133ZM158 218V219H159ZM169 218V219H168ZM172 218V219H171ZM11 219V218H10ZM44 219H46V220H48L47 222H46V220H44ZM162 219V220H161ZM71 220V221H70ZM73 220H75V221H73ZM82 220V221H81ZM184 220V221H183ZM7 222H8V220H6ZM10 221V220H9ZM81 221V222H80ZM150 221V220H149ZM151 221H150V223H151ZM164 221V222H165ZM182 221V222H181ZM6 222V223H7ZM76 222H77V224H76ZM105 222V223H104ZM147 223H148V220L146 221ZM153 224H155L156 222L153 220ZM159 222V223H160ZM195 222V221H194ZM9 223V222H8ZM44 223H46V224H44ZM145 223V222H144ZM143 223V224H144ZM147 223H145V224H147ZM157 223H158V221H157ZM156 223V224H157ZM187 223V224H186ZM10 224H14V223H11V221H10V223L9 224H7V225H10ZM42 224V225H41ZM153 224H149L150 225V227H148V226H146V225H144V227L146 228V227H148V228H151V225L153 226ZM165 224V223H164ZM182 224V225H183ZM212 224V225H211ZM39 225V229L40 230H38V228H37V226ZM83 225V226H82ZM148 225V224H147ZM41 226H43V228H41ZM165 226H166V224H165ZM193 226H191V227H193ZM9 227V226H8ZM7 227V228H8ZM33 227V228H32ZM154 227V226H153ZM152 227V228H153ZM206 230L208 231V232H210V236L211 237H217V234L215 233V232H213V223L211 222V221H209L208 222V224H206ZM210 227H211V229H210ZM11 228V227H10ZM9 228V229H10ZM44 228H46V229H44ZM66 228V229H65ZM75 228V229H74ZM101 228V229H100ZM106 228V229H105ZM111 229V233H110V231L109 232H107V231H105V230H108V229ZM142 228H143V226L140 228L141 230H142ZM15 229V230H14ZM30 231H29V230ZM35 229H37V231L35 230ZM42 229V230H41ZM144 229V228H143ZM12 230H14V231H12ZM98 230V231H97ZM113 230H115V231H113ZM3 231H5V232H3ZM17 231V232H16ZM40 231V232H39ZM45 231H43V232H41V234L42 235H46V232ZM18 232V233H19ZM22 232L20 233V234H22ZM6 233V234H5ZM24 233V232H23ZM68 233L70 234V235H68ZM78 233V234H77ZM212 233V234H211ZM214 233V234H213ZM25 234H27V232L26 233H24V234H22V235H20V236H24V237H29V236H31V235H25ZM76 234V235H75ZM100 234V233H99ZM100 234V235H101ZM17 235H19V234H17ZM67 235H68V237H69V240L66 238L67 237ZM107 235H105V236H107ZM116 235H114V236H116ZM208 235H209V233H208ZM3 236V237H2ZM47 236V237H48ZM76 236V237H77ZM102 236H104V235H102ZM109 236V235H108ZM107 236V237H108ZM119 236L120 235H118L117 236V240L118 239H121V237L119 238ZM184 236V237H183ZM205 236H207V235H205ZM205 236H203L205 239L207 238V237H205ZM95 237V236H94ZM110 237V236H109ZM93 238V237H92ZM203 238V239H204ZM73 239V238H72ZM201 240V242H200V246L201 247H205V245H206V243L207 242H205V245H204V240ZM1 240V239H0ZM3 241V240H2ZM6 242H3V243H1V241H0V255L1 256H3L4 254H6L5 252H6V247H7V245L5 244ZM69 243V244H68ZM106 243V242H105ZM3 244L5 245V247L3 246ZM3 246V247H2ZM54 246H55V248H54ZM61 247V248H60ZM122 248H123V246H121ZM203 247V248H204ZM6 248V249H5ZM80 248H82V249H80ZM87 248V249H86ZM99 248V249H98ZM68 249V248H67ZM92 249V250H91ZM121 249V248H120ZM125 248H123L122 250H121V252L124 250ZM100 250V251H99ZM7 251H8V249H7ZM92 251V252H91ZM109 251H110V253H109ZM111 251H113L112 253H111ZM46 252V253H45ZM117 254V253H116ZM131 256H133V254H130L129 255V257H131ZM41 261V262H40ZM212 261V262H211ZM211 261H197V260H191V259H188V260H185V259H181V260H178V259H172V261H170L171 263H177V264H220V263H223V262H219V261H216L215 262V260H211ZM52 262H54V264H56L55 263V261H52ZM74 264V263H73ZM228 264H264V261L262 262V261H245V262H229Z\"/></svg>",
    "mask_w": 264,
    "mask_h": 264
}]
</instances>
